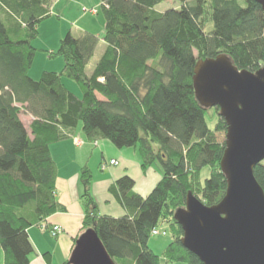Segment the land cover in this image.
Instances as JSON below:
<instances>
[{"label": "trees", "instance_id": "trees-1", "mask_svg": "<svg viewBox=\"0 0 264 264\" xmlns=\"http://www.w3.org/2000/svg\"><path fill=\"white\" fill-rule=\"evenodd\" d=\"M165 1L100 0L102 37L69 29L48 53L62 56L64 66L35 79V42L41 24L55 15L56 0H0V264H29L35 252L29 228H42L51 214L66 210L57 196L51 144L79 129L89 141L136 148L144 170L156 162L162 169L146 196L130 175L116 180L110 190L127 211L116 217L100 213L85 164L80 234L94 230L116 264H162V258L165 264H204L183 246L174 214L189 192L207 205L224 196L225 139L218 134L226 133L227 124L218 107L207 108L197 98L194 69L198 60L219 54L240 69L263 65L264 9L255 0H176L178 5L159 10ZM101 39L103 52L89 73ZM64 77L77 82L81 96ZM209 110L218 114L214 128ZM23 113L32 117L28 125ZM254 173L264 188V160ZM160 226L172 237L162 255L149 245Z\"/></svg>", "mask_w": 264, "mask_h": 264}, {"label": "water", "instance_id": "water-1", "mask_svg": "<svg viewBox=\"0 0 264 264\" xmlns=\"http://www.w3.org/2000/svg\"><path fill=\"white\" fill-rule=\"evenodd\" d=\"M193 83L201 104L218 107L227 124L220 162L227 188L213 205L188 193L174 214L181 242L204 264H264V188L254 173L264 160V63L252 71L225 54L200 59ZM69 263L116 264L91 229L79 235Z\"/></svg>", "mask_w": 264, "mask_h": 264}, {"label": "crops", "instance_id": "crops-1", "mask_svg": "<svg viewBox=\"0 0 264 264\" xmlns=\"http://www.w3.org/2000/svg\"><path fill=\"white\" fill-rule=\"evenodd\" d=\"M100 0H58L53 5V11L58 16V21L53 20L56 26L50 30L47 21L40 26V34L49 46L47 49L54 51L58 48L61 38L64 36L67 26L76 33L91 31L102 37L105 31V19L98 13H90L92 7L98 5ZM91 16H90V15ZM64 20L65 23H62ZM103 45L101 39L100 45ZM101 45V46H102ZM103 48L101 51H103ZM102 53V52H101ZM57 67L60 61H57ZM63 64H61L62 67ZM53 69V68H44ZM57 69V68H55ZM43 70V69H42ZM41 70V71H42ZM40 71V72H41ZM39 72V73H40ZM39 75V74H38ZM38 75L32 77L36 78ZM28 125L32 117L29 116ZM76 136L82 138L83 143L77 145L73 138L51 144V152L57 163L58 175L56 179L57 196L66 207L65 211L51 214L47 219V228L42 229L38 225L29 228V236L34 245L35 252L31 255L29 264H71L75 238L80 235L84 209L81 203L83 185L81 183V168L87 164L93 175L92 194L98 204L101 214L122 216L126 209L112 194L110 187L123 175H130L135 179V189L146 196L156 186L162 177V169L152 164L148 169L142 168V159L138 150L134 147L119 148L108 139L89 141L79 129ZM112 159L117 164L103 167V163ZM54 225L62 227L57 236H52Z\"/></svg>", "mask_w": 264, "mask_h": 264}, {"label": "rangeland", "instance_id": "rangeland-1", "mask_svg": "<svg viewBox=\"0 0 264 264\" xmlns=\"http://www.w3.org/2000/svg\"><path fill=\"white\" fill-rule=\"evenodd\" d=\"M56 1H58V0H56ZM178 4H179V2L176 1V0H167V1L163 2L160 5L159 10H163L164 11V10H166L168 8H171V7H174V6L178 5ZM94 7H96V9H97L96 12H94V13H98L101 5L99 3L98 5H96ZM84 9L88 11V9L86 7ZM90 13H92V12H90ZM99 15H100V17H102L101 11H100ZM52 17H53V19H56L55 21H58V16L57 15H54ZM47 20H49V19H47ZM52 21L53 20H49L47 22V27L50 30H52V28H55V26H56L55 22H52ZM69 22H70V26L69 27L67 26L64 35H66L68 30L71 28V21H69ZM62 23H65L64 20H63ZM73 28H74V31H75L76 30L75 27H73ZM43 38H44V35H43ZM43 38H42V34H39V37L37 38V40L35 42V44H36L35 46L38 49V51H37L33 66L31 68V71H30L31 76L32 75L35 76V75L39 74L35 79H38L40 77L42 71L45 70L44 68H47V67L48 68H53V69H48V70H51V71L52 70H57L58 71V70H60L62 68L61 64H63L62 66H64V63H63L64 59H63L62 56H55L54 58L50 57V55L48 54L50 52V50L47 49L49 46L45 43ZM101 45H99V48H98L95 56L92 58L90 64L88 65L87 70H88L89 73H91V71H92L91 68L93 66H95V63L99 60V58L101 56V52H103V51H101L102 48H103V45L102 46ZM57 61L58 62L60 61V66L59 67H57V64H56ZM55 68H57V69H55ZM64 80H65V83H66L67 87L70 90H72L73 92H75L76 94H78L80 96L82 95L81 89H80L79 85L77 84V82L75 80H73L71 78H66V77H64ZM28 117L29 116H27L25 113L22 114V118L26 122L28 121V119H30ZM206 118H207L209 126L211 128H214V126H215V124H216V122L218 120V114H217L216 110L207 111ZM218 138L220 140L225 139V133H219L218 134ZM79 139L81 141L76 142L77 145H81L83 143L82 138H79ZM155 165H157L158 167H161L159 162H156ZM209 174H210V167L207 166V167H205L203 169V172H202L203 180H204V178L208 177ZM164 228H165L164 226H160L159 227L160 231L163 230ZM171 240H172V237H171V234L169 232L167 233V235H162V234L152 235L150 240H149V245L158 255H162V252L164 251L166 246L171 242ZM2 260H3V254H2V251H0V263L2 262ZM162 264H165L164 258H162Z\"/></svg>", "mask_w": 264, "mask_h": 264}, {"label": "built area", "instance_id": "built-area-1", "mask_svg": "<svg viewBox=\"0 0 264 264\" xmlns=\"http://www.w3.org/2000/svg\"><path fill=\"white\" fill-rule=\"evenodd\" d=\"M90 12H92V13H94V12H96V7H92L91 9H88ZM74 138V140H75V142H79V141H81L79 138V136H74L73 137ZM118 163V161L116 160V159H112V160H110L109 162H105V163H103V167H106V166H108V165H114V164H117ZM42 228L43 229H46L47 228V225L46 224H42ZM62 231V227H60L59 225H54L53 227H52V230H51V234H52V236H57L60 232ZM167 233H168V231H167V229H163V230H161L160 231V229L159 228H155V229H153V231H152V234L153 235H159V234H162V235H167ZM168 264H172V263H168Z\"/></svg>", "mask_w": 264, "mask_h": 264}]
</instances>
